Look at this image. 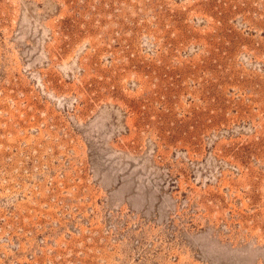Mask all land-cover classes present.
<instances>
[{"label": "rangeland", "instance_id": "obj_1", "mask_svg": "<svg viewBox=\"0 0 264 264\" xmlns=\"http://www.w3.org/2000/svg\"><path fill=\"white\" fill-rule=\"evenodd\" d=\"M0 179L37 264H264V0H0Z\"/></svg>", "mask_w": 264, "mask_h": 264}, {"label": "built area", "instance_id": "obj_2", "mask_svg": "<svg viewBox=\"0 0 264 264\" xmlns=\"http://www.w3.org/2000/svg\"><path fill=\"white\" fill-rule=\"evenodd\" d=\"M25 171L22 167L21 178ZM16 183L0 179V264H37V255L40 254L38 258L42 255L46 243H54L58 231L63 233L64 238H69L78 230L73 225L72 213L68 210L56 208L55 216L46 220L44 213L38 210L41 200L34 201V205L26 204L31 194L26 189L20 190L21 184ZM51 199L54 200L52 197L45 201L49 202ZM42 202V207L48 205ZM41 217L45 221H40ZM22 220L25 221L23 225L20 223ZM167 220L169 225L170 218ZM64 221L62 226L61 222ZM57 225L61 227H56ZM185 235L188 236L189 232ZM44 264L52 263L48 260Z\"/></svg>", "mask_w": 264, "mask_h": 264}]
</instances>
